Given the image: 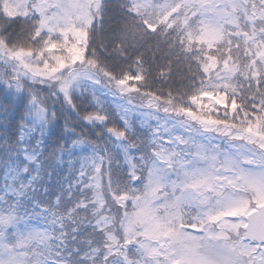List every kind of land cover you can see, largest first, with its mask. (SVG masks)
I'll list each match as a JSON object with an SVG mask.
<instances>
[{
    "label": "snow or ice",
    "instance_id": "obj_1",
    "mask_svg": "<svg viewBox=\"0 0 264 264\" xmlns=\"http://www.w3.org/2000/svg\"><path fill=\"white\" fill-rule=\"evenodd\" d=\"M0 264H264V0H0Z\"/></svg>",
    "mask_w": 264,
    "mask_h": 264
},
{
    "label": "trees",
    "instance_id": "obj_2",
    "mask_svg": "<svg viewBox=\"0 0 264 264\" xmlns=\"http://www.w3.org/2000/svg\"><path fill=\"white\" fill-rule=\"evenodd\" d=\"M109 99L111 100V98H109ZM62 124H63V121H61V125ZM48 151L51 152L52 151V148H49Z\"/></svg>",
    "mask_w": 264,
    "mask_h": 264
}]
</instances>
